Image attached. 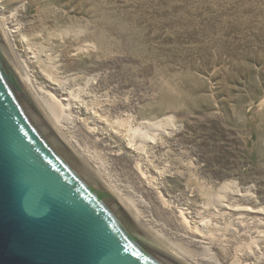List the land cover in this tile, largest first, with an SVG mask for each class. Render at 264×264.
I'll list each match as a JSON object with an SVG mask.
<instances>
[{
    "label": "rangeland",
    "instance_id": "obj_1",
    "mask_svg": "<svg viewBox=\"0 0 264 264\" xmlns=\"http://www.w3.org/2000/svg\"><path fill=\"white\" fill-rule=\"evenodd\" d=\"M0 20L47 98L82 93L66 135L148 226L204 264H264V0H0ZM129 123L162 136L136 150ZM216 195L262 212L236 231Z\"/></svg>",
    "mask_w": 264,
    "mask_h": 264
},
{
    "label": "water",
    "instance_id": "obj_2",
    "mask_svg": "<svg viewBox=\"0 0 264 264\" xmlns=\"http://www.w3.org/2000/svg\"><path fill=\"white\" fill-rule=\"evenodd\" d=\"M0 264H182L49 120L1 29Z\"/></svg>",
    "mask_w": 264,
    "mask_h": 264
},
{
    "label": "bare ground",
    "instance_id": "obj_3",
    "mask_svg": "<svg viewBox=\"0 0 264 264\" xmlns=\"http://www.w3.org/2000/svg\"><path fill=\"white\" fill-rule=\"evenodd\" d=\"M1 22V20H0ZM0 29L4 35V37L6 38L11 50H13L12 45L10 43V39L8 37L9 33L6 32L3 28L2 25L0 23ZM24 77L26 78L29 86L31 87L33 93L35 94L37 100L39 101L43 111L45 112V114L47 115V117L49 118V120L53 123V125L58 129V131L62 134V136L67 140V142L74 148V150L81 156V158L85 161V163L93 170V172L109 187V189L112 191V188L110 187V185L102 178L103 176L101 175V173L99 172L100 170H96L95 168H93L92 166H90V164L88 163L87 159H85L84 155L80 152V150H78V148H76V146L74 144H72V141H70V139L68 138V136L66 135L65 132V125H67L68 123H71L72 121H74V118H76L75 116H71V112L73 109V103L74 102H79L84 104V101L81 100V94H75L73 96L72 95H67L66 98H64L63 92L64 89L61 88L60 91H58L57 96H50V99L46 97L45 92L42 91V89L39 87H36L33 84V81L26 75L24 68L22 65H20L18 63ZM60 84V83H58ZM57 84V85H58ZM69 93V92H68ZM86 104V102H85ZM73 112V111H72ZM71 118V122H68L67 119ZM105 118V117H104ZM70 120V119H69ZM106 120V119H105ZM108 121V120H106ZM119 126H123L125 125L124 122L120 121ZM72 126V125H71ZM143 126V125H142ZM157 126V125H156ZM156 126H146L145 131L148 129V132H141L139 129H134L132 127V125L129 123L128 124V129L126 131L127 133V137L129 139L130 142V146L135 147L136 150H144L147 146H151L155 141H157V139L161 138L163 131H159L156 132L157 134H154ZM139 127V126H138ZM112 128H115V126H112ZM144 128V127H143ZM157 130V129H156ZM102 176V177H101ZM112 193L114 194L116 200L119 202V204L124 208V210L126 211V213L132 218V220L134 222H136V225L143 231V233L145 235H147L156 245H158L159 247H161L163 250H165L166 252H168L170 255H172L176 260H178L180 263L182 264H204L201 260H194L192 255L187 254V246L193 247V248H205V246L203 245V243H198L192 242V245H179L177 246L176 243L174 241H172L170 238H168L167 236H165L164 234L158 232L157 229H154L153 226H148L145 221L141 218V213L139 212L140 209V205L138 203L135 204V202L133 203V205L130 204L131 201H127L122 198L119 197V193L114 191H112ZM214 196V195H213ZM125 198V197H124ZM209 204L210 206V210L211 212H213V214L215 215H223V216H231L233 219V223H230L232 229H236V231L244 229L241 227L240 223L242 224V220L243 217H246V212L249 214H253L255 216H258L261 214V210H252V209H248L246 207L241 206H234L233 204H228L226 202L223 201V198L220 196H215V197H211L209 200ZM264 210V209H263ZM222 217V216H221ZM182 223L186 226L188 225V222L186 220H182ZM245 223V222H244ZM201 226H205L207 228V230L211 232L210 229L214 228V226L209 223V221L207 223H200ZM147 225V226H146ZM244 226V225H243ZM246 228V227H245ZM189 231H191V233L197 234L198 233V228L197 226L193 225V230L190 229ZM231 231V230H230ZM235 231V232H236ZM215 238V237H214ZM184 243V242H183ZM191 243V242H190ZM184 251V252H183ZM256 254L254 255L253 253V259H255ZM257 259V258H256ZM261 261V260H260ZM259 261V262H260ZM257 262V263H259ZM254 263V262H253Z\"/></svg>",
    "mask_w": 264,
    "mask_h": 264
}]
</instances>
